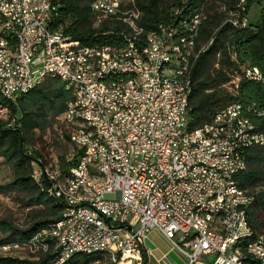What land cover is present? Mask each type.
I'll list each match as a JSON object with an SVG mask.
<instances>
[{
    "label": "built area",
    "instance_id": "1",
    "mask_svg": "<svg viewBox=\"0 0 264 264\" xmlns=\"http://www.w3.org/2000/svg\"><path fill=\"white\" fill-rule=\"evenodd\" d=\"M61 3L7 0L6 8L16 12L17 23L8 21L7 27H0V86L15 98L29 89L37 76L45 77L46 70H56L63 72L64 85L75 83L80 92V100L72 105L80 112V120L66 122V116H59L76 148L77 160L64 173L57 161V174L43 169L48 188L65 204L55 221L65 223L68 255H73L76 248L103 247L109 264H143L142 240L148 231L158 229L184 256L185 264H195L202 257H206L205 264H252L240 257L238 244L228 247L230 234H241L243 242V236H249L251 230L243 220L245 204L235 197V189L241 188L223 191V184L237 177L232 173V163L245 155L243 132L253 129L264 145V127L252 123L251 128H242L236 124L234 110L242 104L238 101L229 102L207 121L213 129L230 126V140L215 141L199 132V126L188 127L187 89L181 87L188 57L181 55L180 47L169 43L171 20L180 18L181 8L173 7L169 20L144 32L134 15L132 0H92L91 9L99 17H104L99 15V3L124 9L123 18H127L131 32L125 34L124 42L84 44L73 40L58 20ZM248 5V0H238L228 8V22H235L238 28L247 26ZM203 17L201 5L195 9L194 22L184 29L183 38L189 41V47ZM182 22L187 21L181 19V28ZM12 29H19L23 36L19 60L9 59L12 41L1 38V31ZM135 40H144L154 55L153 66L145 62L144 68H136L142 88L134 95H116L118 85L129 84L130 79L113 78L107 82V91H96L99 73L133 68L129 55H138ZM111 52H120V59L112 60ZM243 78L260 79L261 72L254 65L238 64L223 86L234 93ZM247 109L244 107V112ZM108 115L120 120V128L108 125ZM81 118L97 123V129L108 138L107 146L97 143L89 127H81ZM235 135H242L241 147L229 151ZM113 156L121 157V170L117 172H109ZM59 175H67L69 183H80L82 192L65 193ZM108 192L114 197L105 198ZM219 195H226V202H219ZM52 229L45 228L39 235L51 234ZM255 236L261 238V245H248V256L254 264H264V236ZM55 240L62 246V239ZM3 247H26L34 252L37 236L23 244H0Z\"/></svg>",
    "mask_w": 264,
    "mask_h": 264
},
{
    "label": "trees",
    "instance_id": "2",
    "mask_svg": "<svg viewBox=\"0 0 264 264\" xmlns=\"http://www.w3.org/2000/svg\"><path fill=\"white\" fill-rule=\"evenodd\" d=\"M92 0H62L58 20L64 23L65 32L77 43L113 44L124 42L125 34L131 32L127 23L116 17L97 22L96 13L91 9ZM238 0H134V11L139 12L138 23L144 32L155 29L157 23L172 17L173 7L179 6L183 14L195 13L203 5L204 17L199 27L193 49L198 54L192 67V84L188 96L189 128H199L211 120L214 113L231 101H238L243 115L251 123L264 127V7L257 22L238 28L225 21L228 8ZM252 0H248V4ZM225 6V9L222 8ZM144 43L143 41H138ZM234 53L235 57H232ZM241 63L254 65L261 72L260 79L243 78L237 90L232 93L223 84L229 79L233 67ZM70 99V92L57 76L48 74L40 82L10 101L14 125L7 126L0 120V157L9 164L12 177L0 184V191L8 192L22 206L30 209L31 219L25 226H18L13 220L0 216V244L30 242L42 228L55 222L65 207L63 201L50 194L43 180V169L57 170L55 164L45 167L43 154L32 144L37 129L52 128L63 115ZM244 107L247 112H244ZM62 125V124H61ZM65 136L69 138L63 129ZM70 140V139H69ZM245 168L237 173L239 188L251 197L245 208L244 221L251 230L249 236L238 235V249L245 261L254 264L248 256L247 244L255 235L264 234V145L254 144L244 150ZM77 160V152L71 158L60 155L58 168L66 172ZM41 169L35 176L34 163ZM244 187V188H242ZM254 195V196H253ZM64 204V205H63ZM143 264H146V251L141 243ZM35 258L0 255V264H54L55 254L37 251ZM100 253H74L63 264H76L78 258L85 264Z\"/></svg>",
    "mask_w": 264,
    "mask_h": 264
},
{
    "label": "bare ground",
    "instance_id": "3",
    "mask_svg": "<svg viewBox=\"0 0 264 264\" xmlns=\"http://www.w3.org/2000/svg\"><path fill=\"white\" fill-rule=\"evenodd\" d=\"M133 3L134 0H132V4ZM6 6H7V0H0V27H7L8 21L10 23H17L16 12L8 11ZM229 12H230V16L225 20L227 22L231 20V11ZM99 15H102L104 17L97 16V22L109 17H116L122 20L123 22L127 23V18H123L125 17V10L116 5L99 3ZM134 15L138 16L139 19L138 11H134ZM194 17H195V13L183 14L181 9L180 18H173L171 20L172 28H169L170 46L180 47L181 55L183 57H188V64L186 66V69H184L181 73V87L182 89H187L185 96V103H188V96L192 84V67L194 60L198 57V54L201 51H204L207 45H210V43L212 42V40H210L206 46L202 47L197 51H194L193 45H195L194 41H196L195 38L198 34L197 32L194 34L192 40L190 41V47H189V41L186 40V38H183L184 29H189V22H194ZM181 19L187 21V22H182V28H181ZM229 23H231L234 26H237L235 25V22H229ZM1 38H9L12 41V44H10L9 59L19 60L21 53L23 51V36L20 30L12 29L11 31H1ZM138 41H143L144 43ZM135 48H136V54H138L139 56L129 55V62L131 63L133 68L122 69L120 70V72H116V70H106L105 72L99 73L96 80V91L98 92L107 91V82L108 80H112L113 78L130 79L129 84L118 85V88H116V95H123V94L134 95V91H139L142 88L141 76L139 75V71L136 68H144L145 62H146V66H153L154 55L151 54V49L149 46L145 45L144 40H135ZM111 59L119 60L120 52H111ZM48 74H52L54 76L57 75L63 81V72H59L56 70H46L45 76ZM43 78L44 76H37V78H35V82H32L29 88H31L34 84L40 82ZM65 87L70 92V99L67 103L63 116H66V122H73V120H80V112L76 109V107L72 106L73 103H76V101L80 100V92L75 86V83H68V85H65ZM27 90L28 89H26L25 91ZM20 94L21 93H17L14 98L6 90L5 86H0V120L4 121V123H6L7 126L11 127V125L14 123V117L12 116L9 102L16 100L17 96ZM234 120L236 124H240L242 128L252 127L251 121L246 116L243 115L241 106L239 104L236 105L234 110ZM108 125L111 128H120V120H117L115 115H108ZM81 127H89L90 135H95V138H97V143H100V146L108 145V138L105 137V135H102V129H97V123H89V118H81ZM199 132L205 133L206 135H210V138L215 141H223V140L231 139L230 126H218L217 128L213 129L212 126L206 124L203 127L199 128ZM243 141L246 142L245 148L254 144L261 145V138H256L253 129H246V132H243ZM241 143H242V135H235V139H233V144H229V151H236V147H241ZM244 168H245L244 156L240 155V161H235V163H232L233 175H236ZM117 170H121V157L113 156V165H109V172H117ZM45 171L49 174H57V170L48 171L45 169ZM59 185L62 189H64L65 193L82 192V185L80 183H69L67 175H59ZM234 188H239L236 182V177L227 180L223 184V191H233ZM46 189L55 198L59 199V197L51 189H49L48 187H46ZM235 197H238V203L245 204V206L243 207V220H244L245 208L250 204L251 197L242 189H235ZM219 202H226V195H219ZM45 228H53L51 230V234L39 235L41 232L45 231ZM238 235L241 234L229 235L228 247L235 246V244L237 243V239L239 238ZM36 236H37L36 249H39L40 251L43 252L48 251L50 249L52 252H54L55 254L54 264H59L60 260L61 263L63 264L65 260L70 257L67 253V246H69V239H64L65 223L56 224V221L50 223L48 226L40 229L33 236V238H35ZM259 236H264V234H261ZM55 239H62V246H57ZM248 245H261V238L255 237L253 241L251 240L247 244L246 246L247 253H248ZM10 248H17V247H3L2 249L6 250ZM18 248L27 249L26 247H18ZM27 251H32V250H27ZM77 252L85 253V254L100 253L103 256V258L105 257V260L102 259L101 257H96L92 262L95 264L98 263L109 264V256L103 255V247H96L87 250L84 248H76L75 251H73V254ZM241 254L242 253L240 252V257H242Z\"/></svg>",
    "mask_w": 264,
    "mask_h": 264
},
{
    "label": "rangeland",
    "instance_id": "4",
    "mask_svg": "<svg viewBox=\"0 0 264 264\" xmlns=\"http://www.w3.org/2000/svg\"><path fill=\"white\" fill-rule=\"evenodd\" d=\"M264 7V0H252L247 9V16L251 23H255L259 20L261 11ZM230 16L228 12L227 18ZM226 18V19H227ZM36 139L34 140L32 147L38 148L43 154L45 160V167L50 168L54 165L60 155L71 158L74 153H76V148L73 143L65 136L63 131V126L56 121L52 128H47L45 130L37 129L35 131ZM35 176L38 178L41 174L40 167L37 163H34ZM12 177V170L9 164L2 161L0 157V184L6 182ZM105 198H113L114 193L108 192L104 195ZM30 209L22 206V204L13 197L11 193L0 191V216L13 220L18 226H25L31 219ZM167 247L170 246L168 240L165 241ZM37 251H27V249L10 248V249H0V255H12L19 257L35 258ZM170 258L173 263L169 264H185L184 256L176 249H171ZM206 262V258H202ZM76 264H85L83 260L78 258ZM87 264H95L90 261ZM103 264V263H98Z\"/></svg>",
    "mask_w": 264,
    "mask_h": 264
},
{
    "label": "crops",
    "instance_id": "5",
    "mask_svg": "<svg viewBox=\"0 0 264 264\" xmlns=\"http://www.w3.org/2000/svg\"><path fill=\"white\" fill-rule=\"evenodd\" d=\"M166 240L169 241V239L158 229H151L145 234L142 244L147 255L146 264L173 263L169 256L173 247L171 243L170 246L167 247L165 245ZM202 258L195 264H205V261H203Z\"/></svg>",
    "mask_w": 264,
    "mask_h": 264
},
{
    "label": "water",
    "instance_id": "6",
    "mask_svg": "<svg viewBox=\"0 0 264 264\" xmlns=\"http://www.w3.org/2000/svg\"><path fill=\"white\" fill-rule=\"evenodd\" d=\"M43 180H44L46 187H49V181H48L47 176L45 174H43Z\"/></svg>",
    "mask_w": 264,
    "mask_h": 264
}]
</instances>
